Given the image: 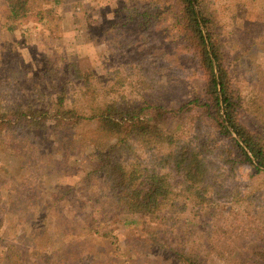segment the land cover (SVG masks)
<instances>
[{"label": "rangeland", "instance_id": "1", "mask_svg": "<svg viewBox=\"0 0 264 264\" xmlns=\"http://www.w3.org/2000/svg\"><path fill=\"white\" fill-rule=\"evenodd\" d=\"M13 1L0 0V88H9L8 102L27 103L35 93L43 96V105L48 103L49 94L77 97L82 82L69 78L70 64H77L83 77L88 76L98 88L114 82L113 71L126 75L131 69L126 53L131 48L118 49L121 37L111 28L117 24V12L132 0H26L30 10L16 21L9 18ZM209 1L224 43L230 80L241 98L239 119L252 130L261 129L264 0ZM154 5L157 9L150 11L148 23L144 18L134 20L133 56L162 64L169 61L156 73L166 88L153 96L138 91L135 84V88L127 86L124 95L133 107L147 104L142 103L143 96L165 106L182 104L203 88L201 74L187 63L182 73L173 71L170 61L181 52L172 26L173 12L168 5ZM155 12L161 13L157 21L153 20ZM127 26L131 30V25ZM45 70L48 76L43 78ZM93 126L84 122L69 132L50 130L42 136L43 178L38 186L36 181L34 188L27 189L28 193L16 194L19 190L11 189L29 175L35 158H30L32 153L25 157L0 144V197L4 207L0 264H6L5 248L9 245H18L26 264H178L167 249L181 247L202 251L208 256L206 264H251L248 254L261 244L264 235V172L249 167L234 169L224 182L225 198L198 214L188 202L178 227L168 237L138 215L110 219L106 213H99L92 220V204L99 197L83 179L89 169ZM237 197L241 199L233 202ZM57 199L60 201L55 203ZM152 231L154 239L150 238ZM213 246L218 253L212 252ZM109 250L123 257H112Z\"/></svg>", "mask_w": 264, "mask_h": 264}, {"label": "trees", "instance_id": "2", "mask_svg": "<svg viewBox=\"0 0 264 264\" xmlns=\"http://www.w3.org/2000/svg\"><path fill=\"white\" fill-rule=\"evenodd\" d=\"M150 2L132 0L117 12V24L111 30L121 37L118 49L131 48L126 53L132 67L126 75L113 71L112 84L96 87L74 63L68 68L69 78L82 82L77 97L49 94L48 103L43 105V96L35 93L27 103H10L9 88L1 87L0 144L25 157L34 154H30L35 159L29 175L11 189L19 190L16 194L28 193L27 189L34 188L36 181L38 186L43 178L42 136L50 130L69 132L84 122L92 123L91 158L83 180L86 187L96 190L95 197L99 198L92 204L90 219L99 213H106L110 219L138 215L149 219L159 233L168 237L178 227L188 202L193 203L198 214L225 198L224 182L234 169L249 167L257 173L264 172V127L252 130L239 119L241 98L230 80L224 43L217 33L210 1ZM27 4L26 0L11 2L9 18L16 21L25 17L30 10ZM154 4L168 5L173 12L172 26L181 44L178 57L170 61L173 71L182 73L187 63L196 74H201L203 88L182 104L165 106L143 96L142 103L147 104L133 107L127 104L130 102L127 94L124 95L123 89L127 86L135 88V84L138 91L153 96L166 88L156 73L161 67H167L169 61L164 60L162 64L133 56L136 54L134 20L144 18L148 23L150 11L157 9ZM160 17L161 13L155 12L153 20ZM127 25H131V30ZM261 50L264 52V48ZM47 76L45 70L43 78ZM256 200L259 206V198ZM3 214L0 197V232ZM150 238H156L153 231ZM262 238L261 244L255 245L248 254L251 264H264V235ZM159 245L163 246L160 242ZM17 246L5 248L6 264H26ZM216 250L213 246L212 252ZM114 252L109 250L108 254L123 257ZM167 252L178 264H206L207 255L198 249L181 247Z\"/></svg>", "mask_w": 264, "mask_h": 264}]
</instances>
